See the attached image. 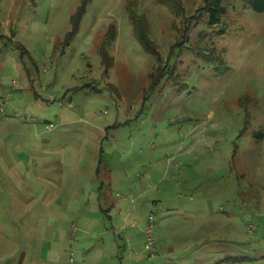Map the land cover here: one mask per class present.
Instances as JSON below:
<instances>
[{
    "label": "rangeland",
    "instance_id": "obj_1",
    "mask_svg": "<svg viewBox=\"0 0 264 264\" xmlns=\"http://www.w3.org/2000/svg\"><path fill=\"white\" fill-rule=\"evenodd\" d=\"M79 5L0 0V34L15 41L0 39V159H15L21 208L0 264L22 250L23 264H264V10L231 0L209 27L204 0H179L178 16L154 0H89L66 40ZM212 50L220 76L197 56ZM149 214L160 257L139 263Z\"/></svg>",
    "mask_w": 264,
    "mask_h": 264
},
{
    "label": "trees",
    "instance_id": "obj_2",
    "mask_svg": "<svg viewBox=\"0 0 264 264\" xmlns=\"http://www.w3.org/2000/svg\"><path fill=\"white\" fill-rule=\"evenodd\" d=\"M87 1L89 0H80V5L76 7L75 12L71 15L70 21H71L72 27H71V30L66 34V40H69L73 36V34L76 32L78 23L85 10V5ZM154 1L165 5L168 11L175 16H178L179 13L181 12L182 8L179 5V0H154ZM230 1L231 0H204V8H205V12L207 15V20H206L207 26L214 27L220 23L221 17L224 16L227 12V6L229 5ZM239 1H241L245 6L249 7L251 10L255 12H261L264 10V0H239ZM127 17L129 21L131 22L133 35L137 39L143 51L156 56V58L159 59V61H161V59L159 58L160 55H159L157 46L153 43V40L150 37V29H149V25H148L146 18L141 14H136L133 11V9H131V7L127 9ZM114 35L115 33L112 30V28H109L106 33V38L104 39L103 43L99 47L100 48L99 52L101 53V55L103 54L107 56V53L104 49V43L105 42L107 43L109 42L110 39H113ZM0 39H4L5 41L4 44L13 45V47L15 48V45H14L15 41L11 40L10 37L6 38L0 35ZM16 46L19 49H23V47L20 44H17ZM171 49H173V47H171ZM23 51L26 52L24 49ZM106 56L104 57L106 58ZM197 56L201 61L208 63V64H212L214 66L215 76H220L221 74L224 73V71L228 69L222 57H219L213 50L208 51L207 54L203 52H198ZM103 64H104L103 65L104 72H106L107 68L109 67L111 63L109 61H106ZM149 75L151 79V86H150V89H151L153 88V86L158 84V80L156 79V77L153 78V73ZM258 136H261V134H258ZM96 172L99 173V166L97 167Z\"/></svg>",
    "mask_w": 264,
    "mask_h": 264
},
{
    "label": "crops",
    "instance_id": "obj_3",
    "mask_svg": "<svg viewBox=\"0 0 264 264\" xmlns=\"http://www.w3.org/2000/svg\"><path fill=\"white\" fill-rule=\"evenodd\" d=\"M9 34H10V32L9 33H2L0 35H2L3 37H6V38L10 37L11 40H13V38H12L13 34H10V35ZM4 43L5 42H3V45H2V47L4 49L10 47L9 45H6ZM2 67L4 68L5 65ZM6 140L3 139L0 141V148H4V147L9 148L10 144H8V142H6ZM0 165H1V167H0V213H5V215H6V219L3 220L2 222L0 221V243L7 244V241L15 240V230H11L12 232L9 234V232H8L9 226H5V222L7 224L8 223L14 224L15 223V210H17V212H19L21 210V208L18 204L15 205V159H12V160L0 159ZM3 165L5 166V168ZM4 169H5V172H3ZM105 176L107 177L106 179H108V174ZM101 195L102 194H99L100 197H101ZM108 207L114 208L115 207L114 203L111 202ZM133 224H135V223L134 222H132V224L130 223V226L131 225L133 226ZM14 228H15V226H14ZM122 229L127 230V232L130 231L129 227H122ZM52 239L54 240L55 238H52ZM126 239H127L126 242H128L127 244L129 246H133L136 243V241L132 239V236L130 234L127 236ZM54 241H56V240H54ZM103 245H102V247H104ZM4 249H2V250H4ZM50 250H51V247H50V249H48V251L50 252ZM130 251H131V254L128 255V258H129V261L131 262L132 255L135 254V251L134 250H130ZM49 254H48V256L51 257L53 252H50ZM16 255L17 256H15V263L16 264H23L25 262L26 251L22 250L21 253H17ZM11 257H13V255H11ZM155 257L156 258L160 257V254H157V252H156V255L152 259H148L145 256H144V259H141V256H136L134 259L139 263H146V261L153 260ZM122 258H124V257H122ZM28 260H27V262H28ZM120 260H121V258H120ZM4 263L6 264V262H4ZM159 264H161V263H159Z\"/></svg>",
    "mask_w": 264,
    "mask_h": 264
},
{
    "label": "built area",
    "instance_id": "obj_4",
    "mask_svg": "<svg viewBox=\"0 0 264 264\" xmlns=\"http://www.w3.org/2000/svg\"><path fill=\"white\" fill-rule=\"evenodd\" d=\"M153 218H154L153 214H149L147 216L146 228L143 231V233L145 235L143 248L147 252V258L148 259H152L156 255L155 247H154V240H153V238L151 236V228H152V224H153ZM130 254H131V251L129 250V255Z\"/></svg>",
    "mask_w": 264,
    "mask_h": 264
}]
</instances>
